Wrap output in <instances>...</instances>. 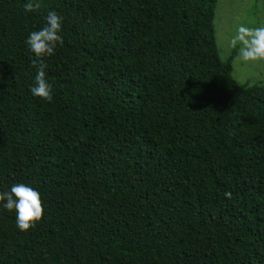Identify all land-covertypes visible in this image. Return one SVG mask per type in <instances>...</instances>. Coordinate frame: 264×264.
Instances as JSON below:
<instances>
[{"label":"trees","instance_id":"obj_1","mask_svg":"<svg viewBox=\"0 0 264 264\" xmlns=\"http://www.w3.org/2000/svg\"><path fill=\"white\" fill-rule=\"evenodd\" d=\"M26 2L0 0V191L44 215L0 207V264H264V82L220 59L217 0ZM53 10L45 102L25 41Z\"/></svg>","mask_w":264,"mask_h":264},{"label":"clouds","instance_id":"obj_2","mask_svg":"<svg viewBox=\"0 0 264 264\" xmlns=\"http://www.w3.org/2000/svg\"><path fill=\"white\" fill-rule=\"evenodd\" d=\"M25 12H32L40 7L36 0H28L24 5ZM45 25L39 30L30 32L25 43L33 53L32 65L37 68L30 92L45 102L54 98L52 85L45 79L46 57L55 54L57 47L64 44L62 31L63 17L56 11H50L45 17ZM238 59L245 62L264 61V27L249 28L238 26L230 40V46L237 48ZM225 195L231 198L232 193ZM0 207L9 213H15L16 226L27 232L40 222L44 215V202L41 193L25 183H15L8 191H0Z\"/></svg>","mask_w":264,"mask_h":264},{"label":"rangeland","instance_id":"obj_3","mask_svg":"<svg viewBox=\"0 0 264 264\" xmlns=\"http://www.w3.org/2000/svg\"><path fill=\"white\" fill-rule=\"evenodd\" d=\"M214 36L220 59H231V74L241 87L264 82V61L245 62L238 59L237 48L230 40L240 25L249 28L264 26V0H217L214 11ZM235 51V55H234Z\"/></svg>","mask_w":264,"mask_h":264}]
</instances>
